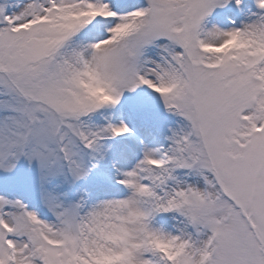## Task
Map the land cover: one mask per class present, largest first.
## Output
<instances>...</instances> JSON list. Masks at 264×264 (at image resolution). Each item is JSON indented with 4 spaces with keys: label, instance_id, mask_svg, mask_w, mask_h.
<instances>
[{
    "label": "snow or ice",
    "instance_id": "snow-or-ice-1",
    "mask_svg": "<svg viewBox=\"0 0 264 264\" xmlns=\"http://www.w3.org/2000/svg\"><path fill=\"white\" fill-rule=\"evenodd\" d=\"M0 264H264V0H0Z\"/></svg>",
    "mask_w": 264,
    "mask_h": 264
}]
</instances>
